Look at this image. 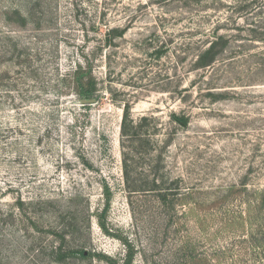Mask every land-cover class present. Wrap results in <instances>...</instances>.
Returning a JSON list of instances; mask_svg holds the SVG:
<instances>
[{
  "label": "rangeland",
  "instance_id": "rangeland-1",
  "mask_svg": "<svg viewBox=\"0 0 264 264\" xmlns=\"http://www.w3.org/2000/svg\"><path fill=\"white\" fill-rule=\"evenodd\" d=\"M0 264H264V0H0Z\"/></svg>",
  "mask_w": 264,
  "mask_h": 264
},
{
  "label": "trees",
  "instance_id": "trees-1",
  "mask_svg": "<svg viewBox=\"0 0 264 264\" xmlns=\"http://www.w3.org/2000/svg\"><path fill=\"white\" fill-rule=\"evenodd\" d=\"M17 15L23 20V23H26V17L24 15H22L19 11L16 12ZM211 50H208L206 53H210ZM130 119H129V113L128 111L125 112L124 117L122 119V124H121V128L123 131V136L126 135V137H131L134 138L135 136H137L136 134L139 133H134V126L131 124V122L129 123ZM180 123H186V118L182 119L181 121H179ZM182 123V124H183ZM131 125V126H130ZM127 127L130 128L131 133H129L127 131ZM124 182L126 184V187L129 191H149V192H154L156 193V196L158 198V200L163 203V204H168L169 202V195L171 192L173 191H168V188L164 187V183L165 180H161L160 182H158L157 178L152 179L151 181H148L147 183H142V185H140L137 181V183L132 179V174L131 171L129 170V165H127V159L125 158V167H124ZM145 186V187H144ZM68 227V224H65ZM78 250V251H77ZM76 252H79L81 254H84V252L82 250L79 249H72V250H66V251H62V248H60L59 250H57V261L58 262H64L66 261V257H69L68 255L72 254H77Z\"/></svg>",
  "mask_w": 264,
  "mask_h": 264
}]
</instances>
